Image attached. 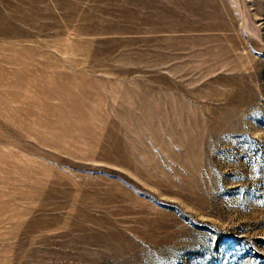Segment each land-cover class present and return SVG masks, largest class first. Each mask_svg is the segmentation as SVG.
Listing matches in <instances>:
<instances>
[{"label": "rangeland", "instance_id": "rangeland-1", "mask_svg": "<svg viewBox=\"0 0 264 264\" xmlns=\"http://www.w3.org/2000/svg\"><path fill=\"white\" fill-rule=\"evenodd\" d=\"M0 264H264V0H0Z\"/></svg>", "mask_w": 264, "mask_h": 264}]
</instances>
